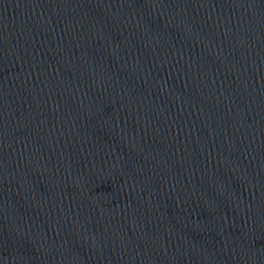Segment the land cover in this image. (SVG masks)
<instances>
[{"label":"water","instance_id":"water-1","mask_svg":"<svg viewBox=\"0 0 264 264\" xmlns=\"http://www.w3.org/2000/svg\"><path fill=\"white\" fill-rule=\"evenodd\" d=\"M0 264H264V0H0Z\"/></svg>","mask_w":264,"mask_h":264}]
</instances>
